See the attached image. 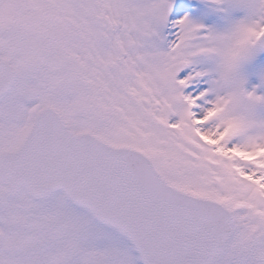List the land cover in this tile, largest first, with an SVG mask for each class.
<instances>
[{
    "label": "snow or ice",
    "instance_id": "6c2138e0",
    "mask_svg": "<svg viewBox=\"0 0 264 264\" xmlns=\"http://www.w3.org/2000/svg\"><path fill=\"white\" fill-rule=\"evenodd\" d=\"M0 264H264V0H0Z\"/></svg>",
    "mask_w": 264,
    "mask_h": 264
}]
</instances>
